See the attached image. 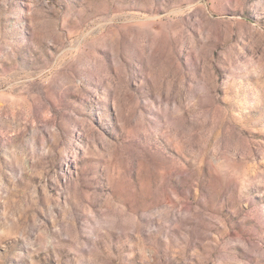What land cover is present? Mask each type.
Here are the masks:
<instances>
[{"label":"rangeland","instance_id":"374dc122","mask_svg":"<svg viewBox=\"0 0 264 264\" xmlns=\"http://www.w3.org/2000/svg\"><path fill=\"white\" fill-rule=\"evenodd\" d=\"M0 264H264V0H0Z\"/></svg>","mask_w":264,"mask_h":264}]
</instances>
